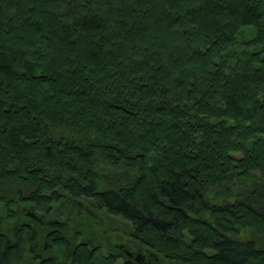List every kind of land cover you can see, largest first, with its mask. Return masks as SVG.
Listing matches in <instances>:
<instances>
[{
	"label": "trees",
	"instance_id": "trees-1",
	"mask_svg": "<svg viewBox=\"0 0 264 264\" xmlns=\"http://www.w3.org/2000/svg\"><path fill=\"white\" fill-rule=\"evenodd\" d=\"M0 264H264V0H0Z\"/></svg>",
	"mask_w": 264,
	"mask_h": 264
}]
</instances>
